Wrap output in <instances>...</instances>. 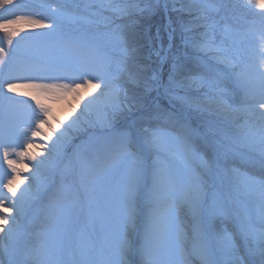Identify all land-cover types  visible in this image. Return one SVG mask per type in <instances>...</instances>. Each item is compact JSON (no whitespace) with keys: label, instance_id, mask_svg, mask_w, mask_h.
Listing matches in <instances>:
<instances>
[{"label":"snow or ice","instance_id":"1","mask_svg":"<svg viewBox=\"0 0 264 264\" xmlns=\"http://www.w3.org/2000/svg\"><path fill=\"white\" fill-rule=\"evenodd\" d=\"M161 3L191 17L180 35L195 72L174 62L163 94L198 93L189 108L212 117L199 129L158 106L138 132L116 128L161 86L158 71L148 75L151 38L142 55L123 22L153 5L0 0V264H264V0ZM24 25L38 30L30 53L14 43ZM175 32L170 23L169 49ZM82 85L100 91L57 132L38 97H78ZM26 95L36 102L28 111L14 98ZM45 125L55 139L38 157L33 138L50 139ZM257 165L259 176L248 171ZM41 214L55 228L33 246L29 227Z\"/></svg>","mask_w":264,"mask_h":264},{"label":"rangeland","instance_id":"2","mask_svg":"<svg viewBox=\"0 0 264 264\" xmlns=\"http://www.w3.org/2000/svg\"><path fill=\"white\" fill-rule=\"evenodd\" d=\"M25 2L30 3L34 6H38L39 4H56L60 2V0H25ZM65 2L71 3L72 0H65ZM141 7L146 4L153 5L151 11H145L142 13H137L135 16L125 19L123 22L129 25L128 28V39L129 43L133 47H137L140 49L142 55L147 56L149 54L148 38H151V50L152 54L150 59L147 60V63L150 66V71L148 75H151L153 71H158L161 86L159 90H153L147 95H142L139 99V102L132 111H126L117 121L116 128L123 129L127 128L130 132L136 133L141 125L147 122V118L153 114V109L157 106L166 112H170L177 117L183 116L187 119L188 124L193 129L202 128L209 119L212 117L208 116L206 113H197L189 108V104H197L200 102V98L198 93L191 89H186L182 92H179L178 95L182 97H187V100L182 99H174L167 97L163 94V86L168 83L169 73L172 71L173 63L175 62L180 66V70H187L188 67L193 68V74L195 72V60L194 53L192 49L185 48L181 41V25H187L191 20V17L188 16L187 13H176V12H165L163 4L156 5V0H139ZM171 7V5L169 6ZM41 10L42 9H35ZM7 13H0V16H6ZM240 15L244 16L246 19H250L247 17V14L240 13ZM171 23V27L176 29L174 34V39L172 41L171 49H169V41H168V30L169 24ZM23 30L21 32L20 37H16V40L20 41V47L24 49L26 52L30 53L29 49V39L34 35V33L38 30L32 29L27 25L22 26ZM157 32H159L160 40H156ZM163 45V53L167 55L168 59L165 63L161 65L159 58L155 54V50L160 48V45ZM0 47H4L6 50L8 48L5 42V36L3 32H0ZM22 92H30L29 89H20ZM100 90H92L88 88H84L81 86V90L79 92V96H74L72 94L65 95L60 98H47L45 96H39L40 103L45 105L50 109V112H54L57 105L61 107H66L68 109V114L70 118H56L55 120L60 123L63 127L64 124H67L71 118H73L74 114L79 112L83 105L87 103L90 99H92L95 95L99 93ZM142 91V90H141ZM86 94V96H85ZM13 95V94H9ZM17 100H21L24 102L25 110L28 111V106L31 108H35L36 102L31 99V95L26 96H15ZM77 99H79V103H77ZM38 111V110H37ZM153 123H157V121H153ZM162 123V121H160ZM55 138H52V140ZM47 143H51L47 142ZM46 144V143H44ZM75 151L73 148L72 151L68 153V156L65 158V164L72 161V154ZM178 164V162H175ZM4 168H7V165H3ZM28 167H31V163H29ZM248 171L253 175L259 176V166L249 168ZM67 174V173H65ZM31 176V172L24 170L22 173L23 177ZM56 179L59 181L60 173L56 174ZM2 184H0V193L2 191ZM187 210L185 209V212ZM31 215V214H30ZM85 218V214L82 212L79 214V221L83 222ZM74 228L79 227V223L73 225ZM55 228V225L49 224L46 221V218L43 214H41L37 219L33 220L30 224L29 231L33 234L30 240V244L35 246L39 243V240L36 237L37 233L44 231L45 229Z\"/></svg>","mask_w":264,"mask_h":264},{"label":"bare ground","instance_id":"3","mask_svg":"<svg viewBox=\"0 0 264 264\" xmlns=\"http://www.w3.org/2000/svg\"><path fill=\"white\" fill-rule=\"evenodd\" d=\"M183 71L186 72L187 70H183ZM85 96H86V94H85ZM67 111H68V109L66 107L63 108L60 105H57L55 111L51 113L49 123L52 125V127L54 129H56L57 132H59L62 129V126L60 125V123H58V121L55 120V117L56 118H63V119L70 118ZM40 131L44 134V136H50V139L45 141V140L41 139V137L33 138V140L35 141V145L31 151L33 154L37 155L38 157H39V154L41 151V146L44 145V143L50 142L52 140V138H55V134H53L51 132V129L49 128L48 125H45L42 129H40ZM23 172H24V170H23ZM259 174H260V172H259ZM26 183L27 182H25V184H20L18 186V189H17L18 195L26 187ZM1 193L5 194V195L7 194L6 190H4L3 188H2ZM0 215H3L2 211H0Z\"/></svg>","mask_w":264,"mask_h":264}]
</instances>
